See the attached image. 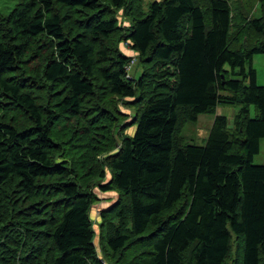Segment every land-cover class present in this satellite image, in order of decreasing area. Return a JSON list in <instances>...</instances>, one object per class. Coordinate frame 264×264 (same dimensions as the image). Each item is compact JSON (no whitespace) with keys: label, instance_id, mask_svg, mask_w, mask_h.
I'll use <instances>...</instances> for the list:
<instances>
[{"label":"trees","instance_id":"obj_1","mask_svg":"<svg viewBox=\"0 0 264 264\" xmlns=\"http://www.w3.org/2000/svg\"><path fill=\"white\" fill-rule=\"evenodd\" d=\"M263 53L264 0L0 12V264H106L97 188L118 193L101 211L112 264H264ZM219 105L241 107L234 127L216 115L205 145L187 142L184 125Z\"/></svg>","mask_w":264,"mask_h":264},{"label":"rangeland","instance_id":"obj_2","mask_svg":"<svg viewBox=\"0 0 264 264\" xmlns=\"http://www.w3.org/2000/svg\"><path fill=\"white\" fill-rule=\"evenodd\" d=\"M19 1L20 0H0V12L4 15H8ZM142 1L145 7H147V5L150 2H153L155 0H142ZM117 15L119 17V23L129 24L130 19L123 15L122 10H119ZM254 15L256 17H259L261 15L259 4H257L254 9ZM123 47L124 46L121 45V50L128 55L129 52L123 49ZM262 59H263V56L261 57V60ZM261 64H264V62H262ZM139 66L140 65L138 63L135 66L138 68V71L135 73V75H137L140 71ZM248 66L249 64H247V67ZM225 68L228 70L231 69L229 65H226ZM260 84H264V79L261 78ZM225 92L228 94H232V91L230 90H226ZM224 107H226V109H228L227 110L228 113L231 114L230 121H229V128H233L234 127V119H233L234 117L233 116L235 112H239L241 107L239 105H225ZM123 109H125L127 112H131L132 114H134V110L131 108L123 107ZM256 115H257V112H256L255 106H251V116L256 117ZM212 118H213V114L204 113V114L199 115L196 121L187 122L181 131V134L184 137V139L190 143H196L197 145H205L210 129H211V124L213 123V122L211 123ZM136 125L137 124L133 125V128H130L128 132L131 134L134 133ZM253 163L257 165L264 164V138L261 140L260 151L254 156ZM110 178H111V172L108 171V179ZM95 191L97 192L98 199L93 204L92 209H91V218L93 220V226L95 229V243L98 248L99 257L105 260L106 264H112L108 260L105 259L106 254L109 257L110 255L106 247V237H104L103 233H101V228H100V223L102 221L101 211L108 208L110 205L116 202V200L118 199V193L116 191L102 192L98 188L95 189ZM233 249H236V241H234Z\"/></svg>","mask_w":264,"mask_h":264},{"label":"crops","instance_id":"obj_3","mask_svg":"<svg viewBox=\"0 0 264 264\" xmlns=\"http://www.w3.org/2000/svg\"><path fill=\"white\" fill-rule=\"evenodd\" d=\"M123 46H124V44H123ZM123 49H125L126 51H128L129 52V54L128 55H130V56H134V55H136L137 56V53L135 52V50H133L132 48H130V47H126V46H124L123 47ZM263 56V59L261 60V57ZM262 62H264V53L263 54H258V55H256V56H254V58H253V62H252V65H253V67L257 70V78H258V82H259V84H260V80H261V78L262 79H264V64H261ZM138 71V68L137 67H135V70H134V74L136 73ZM262 85H264V84H262ZM225 105H220V106H218L217 107V111H216V113L215 114H213V118H212V120H211V123L214 121V118L216 117V115H224V116H226L227 118H228V123H229V121H230V115L231 114H229L228 113V109H226V107H224ZM238 112H235V114H234V118H235V116H236V114H237ZM232 117V116H231ZM233 118V119H234ZM213 124V123H212ZM212 124H211V126H212Z\"/></svg>","mask_w":264,"mask_h":264},{"label":"built area","instance_id":"obj_4","mask_svg":"<svg viewBox=\"0 0 264 264\" xmlns=\"http://www.w3.org/2000/svg\"><path fill=\"white\" fill-rule=\"evenodd\" d=\"M123 44L126 47H130V44L128 42H124ZM137 61H138V58H137L136 55L131 56V59H130L129 63L126 66V71L128 72V76L129 77H132L133 75H135L134 74V70H135V66L137 64Z\"/></svg>","mask_w":264,"mask_h":264}]
</instances>
